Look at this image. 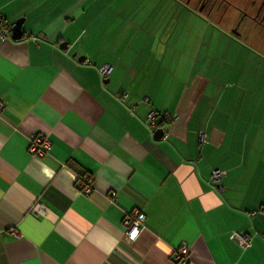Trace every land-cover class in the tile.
Segmentation results:
<instances>
[{"label":"crops","instance_id":"0c3cea01","mask_svg":"<svg viewBox=\"0 0 264 264\" xmlns=\"http://www.w3.org/2000/svg\"><path fill=\"white\" fill-rule=\"evenodd\" d=\"M225 15L0 0L11 27L23 20L20 39L0 38V264H175L182 244L188 264H264V55ZM248 30L264 53V31ZM151 111L166 118L154 130ZM133 208L144 229L130 243Z\"/></svg>","mask_w":264,"mask_h":264},{"label":"built area","instance_id":"2783aa9c","mask_svg":"<svg viewBox=\"0 0 264 264\" xmlns=\"http://www.w3.org/2000/svg\"><path fill=\"white\" fill-rule=\"evenodd\" d=\"M11 36V26L5 21V19L0 16V38H9ZM110 72L108 66H104L100 69V74L102 77H106ZM3 105L0 103V113L2 111ZM161 118L166 120L164 114L161 112L151 111L147 115V121L152 130L156 128L155 120ZM49 150V142L44 138V136L37 135L34 136L29 142V152L33 156L42 157ZM224 173L221 170L215 169L211 172L209 177V182L214 187L219 184L223 179ZM80 192L87 195L91 192V182L88 180L86 183L79 184ZM144 215L139 208H133L132 210L125 213L122 219V226L124 228V239L127 242H134L144 229ZM233 240L240 246H246L249 244V239L247 236L242 235L238 232L232 233ZM190 249L188 244H182L175 248L172 252L171 259L175 264H188Z\"/></svg>","mask_w":264,"mask_h":264},{"label":"flooded vegetation","instance_id":"af4514ba","mask_svg":"<svg viewBox=\"0 0 264 264\" xmlns=\"http://www.w3.org/2000/svg\"><path fill=\"white\" fill-rule=\"evenodd\" d=\"M187 6L194 11L203 13L206 16L218 15L223 17L228 10L237 11V5L233 0H182ZM245 8L238 9L242 18L235 25V31L242 25L243 20L247 19L248 28L252 25L264 31V0H248L244 5Z\"/></svg>","mask_w":264,"mask_h":264},{"label":"rangeland","instance_id":"374dc122","mask_svg":"<svg viewBox=\"0 0 264 264\" xmlns=\"http://www.w3.org/2000/svg\"><path fill=\"white\" fill-rule=\"evenodd\" d=\"M233 1L237 5V11L233 10V9L228 10V12L224 18V23L228 24V27L230 28L231 32L234 31L235 34H237V35L239 34V36H240V32H235L234 27H235L236 23L238 22V20H240L242 18L241 14L238 12L239 11L238 9L245 8L244 5H245V3H247L248 0H233ZM247 22H248L247 19H245V21L239 27V29L242 30L241 33L244 34L247 30L250 34V37L252 38L251 43H250V45H251L250 47H252L253 49H251V50L255 49L256 51L255 50L254 51L256 53H257V51H259L264 55L263 51L261 50L260 47L257 46L256 41L254 39V38H256V33L254 32V30H248L249 23L246 25ZM232 25H233V27H232ZM239 38L241 41H243V42L245 41L243 36L239 37Z\"/></svg>","mask_w":264,"mask_h":264},{"label":"water","instance_id":"95a60500","mask_svg":"<svg viewBox=\"0 0 264 264\" xmlns=\"http://www.w3.org/2000/svg\"><path fill=\"white\" fill-rule=\"evenodd\" d=\"M23 20H17L11 27V36L10 38L12 40H18L22 36V31H21V25H22ZM234 33V32H233ZM63 49H66L65 44L60 46ZM163 135V131L161 129H158L154 132V138L159 139Z\"/></svg>","mask_w":264,"mask_h":264}]
</instances>
